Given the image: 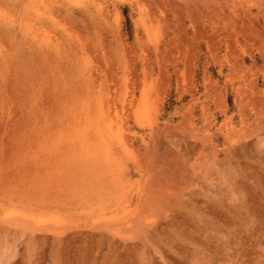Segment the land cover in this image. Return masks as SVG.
I'll use <instances>...</instances> for the list:
<instances>
[{
	"label": "rangeland",
	"instance_id": "obj_1",
	"mask_svg": "<svg viewBox=\"0 0 264 264\" xmlns=\"http://www.w3.org/2000/svg\"><path fill=\"white\" fill-rule=\"evenodd\" d=\"M0 264H264V0H0Z\"/></svg>",
	"mask_w": 264,
	"mask_h": 264
},
{
	"label": "bare ground",
	"instance_id": "obj_2",
	"mask_svg": "<svg viewBox=\"0 0 264 264\" xmlns=\"http://www.w3.org/2000/svg\"><path fill=\"white\" fill-rule=\"evenodd\" d=\"M4 222V221H3ZM9 226V225H8ZM47 226V225H46Z\"/></svg>",
	"mask_w": 264,
	"mask_h": 264
}]
</instances>
